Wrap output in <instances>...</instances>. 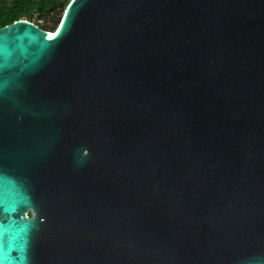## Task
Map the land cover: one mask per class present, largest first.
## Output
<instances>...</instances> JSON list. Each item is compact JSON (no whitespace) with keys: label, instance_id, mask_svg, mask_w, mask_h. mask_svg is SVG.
I'll list each match as a JSON object with an SVG mask.
<instances>
[{"label":"water","instance_id":"obj_1","mask_svg":"<svg viewBox=\"0 0 264 264\" xmlns=\"http://www.w3.org/2000/svg\"><path fill=\"white\" fill-rule=\"evenodd\" d=\"M0 264H264V0L0 28Z\"/></svg>","mask_w":264,"mask_h":264},{"label":"trees","instance_id":"obj_2","mask_svg":"<svg viewBox=\"0 0 264 264\" xmlns=\"http://www.w3.org/2000/svg\"><path fill=\"white\" fill-rule=\"evenodd\" d=\"M69 0H0V28L17 20L35 19L46 32L55 29Z\"/></svg>","mask_w":264,"mask_h":264},{"label":"rangeland","instance_id":"obj_3","mask_svg":"<svg viewBox=\"0 0 264 264\" xmlns=\"http://www.w3.org/2000/svg\"><path fill=\"white\" fill-rule=\"evenodd\" d=\"M31 23H33V24H37V25H39V26H42V23H41V22H37L35 19H33V20L31 21Z\"/></svg>","mask_w":264,"mask_h":264}]
</instances>
